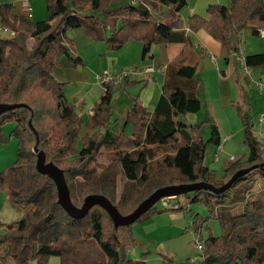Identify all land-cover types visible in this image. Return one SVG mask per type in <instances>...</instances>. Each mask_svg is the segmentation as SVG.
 <instances>
[{"label": "trees", "instance_id": "obj_1", "mask_svg": "<svg viewBox=\"0 0 264 264\" xmlns=\"http://www.w3.org/2000/svg\"><path fill=\"white\" fill-rule=\"evenodd\" d=\"M44 2L46 18L38 21L16 14L12 3H0V25L12 33L0 35V104L16 105L0 114V143L16 140L13 163L0 170V191L22 212L20 219L0 224V262L48 264L50 257H58L59 264H147L146 253L139 260L128 255L129 247L137 244L131 225L117 228L119 245L113 221L99 205L82 217L67 214L58 203L54 181L36 169L40 150L46 162L62 170L75 207L88 195H102L117 209V202L126 204L125 214L159 188L195 183L219 187L236 171L259 165L223 193L200 189L181 196L190 203L216 207L205 218L189 214L190 229L201 237L204 226L208 233L202 240L200 264H264V141L255 135L252 118L239 103L234 107L247 157L233 160L215 177L203 159L207 141L221 143L220 131L215 123H204L210 130L205 140L203 123L186 124L185 116L200 110V81L196 66L186 64L182 53L165 65L154 108L149 110L135 99L119 125L112 120L109 85L103 86L104 93L85 121L83 105L67 98L65 83L53 74L62 58L76 68L84 65L74 51V39L67 36L69 29H82L87 38L104 43L107 51L140 42L144 59L154 45L189 43V33L203 28L206 18L189 15L186 30L180 16L186 0ZM207 12L222 19L220 42L229 62L245 30L259 35L260 29L251 23H264V0H229L228 5H209ZM243 63L264 76V53L244 55ZM140 82L125 78L122 84ZM7 124L13 127L5 133ZM85 125L92 132L81 134ZM180 209L157 210L153 205L146 214ZM210 218L219 223L217 236L205 224Z\"/></svg>", "mask_w": 264, "mask_h": 264}, {"label": "crops", "instance_id": "obj_2", "mask_svg": "<svg viewBox=\"0 0 264 264\" xmlns=\"http://www.w3.org/2000/svg\"><path fill=\"white\" fill-rule=\"evenodd\" d=\"M11 1H16L18 4V9L14 11L16 14L26 15V11L21 5V0H9L8 3H12ZM218 1L220 2L221 0H186V5L184 6L185 9H188L186 15L198 13L197 10L203 8L202 15H204L207 20L206 25L196 32L189 33V43H167L154 45L151 49L149 57H145L144 59L141 58L140 61L134 59L130 62H120L119 59L115 58V52H121V49L129 42L126 43L121 49L111 53V56L108 58L110 62H108L103 57L99 59L97 56L100 53V56L105 54L103 51L105 50L104 45H101V43L98 42L95 43L91 39L87 38L84 35L82 29H73L71 34L74 35L75 39L80 40V43L77 46L81 47L82 49H88L86 52L91 58L92 62L86 63L84 68L81 69L74 67L71 62L68 61V59L62 58L60 60V65L58 67H54L53 74L58 81L65 83L64 92L70 101L75 102V104H82L84 107H87L89 111V118L93 103L96 102L105 91V88L96 80V76V81H91L92 76L99 73L100 68L106 65L109 66L110 71L114 72L115 70L125 67L135 69L137 73L133 78H129V81L142 80V82H145L143 83L145 84V88L137 93V97L141 104L145 105L149 110H152L160 96L161 84L163 81V70L165 65L177 54L182 53L186 64L196 66V77L200 81L198 88L200 109H202V105H205L206 112L209 116V121L215 123L220 132H226L225 128L231 129L232 132H239L241 123L239 124L236 114L234 115V112L231 109L232 107H230V101H235L232 99V97L233 95L236 96V92L231 88L230 79L228 78L230 75L227 76V73L229 74L231 72L232 74V64L237 63V61L235 57L229 62H226L224 59L225 52L220 42L222 31L221 17L217 13H208L204 11L205 7L209 3H217ZM28 2L31 6V19L37 21L46 17V7L44 5V1L28 0ZM184 7L181 10V16L183 14ZM14 8L16 7L13 6V10ZM182 24L187 30L186 22H182ZM251 24L258 27L259 29H264V23L262 22H252ZM243 37L244 35L242 36V40ZM97 44L100 45L97 47ZM135 48V46L132 47L133 50H135ZM257 53L259 52H253L251 54ZM79 55H81V52H79ZM244 55H247V53ZM222 64H224V70L221 68ZM86 67L88 68L87 72ZM147 68H152V71L145 72ZM104 69L106 68H103V70ZM207 74H211L215 85H218L216 96H213L208 92V85L206 86L207 80L205 78V75ZM259 74L260 72L258 71L257 75ZM134 85L135 84L131 85L121 83L116 87H111V92L115 91V93H122L125 96H130L127 88H133L135 90L136 88L139 89L141 83L136 86ZM118 88H121V91L118 92ZM130 100V104H128L126 107L130 108V105L135 99ZM198 112L196 114H198ZM204 126L206 127L207 125ZM225 135V137L228 139L232 137V134L230 133H226ZM229 163L230 162L228 159L225 160L223 163V169H225ZM158 220H164V222L158 225ZM153 224L155 225L153 226ZM141 227H144L146 231L150 232L143 234L141 232ZM182 228L183 227L178 224V219L174 217V213H170L153 217L139 225L135 224L133 226L132 232L137 245H144V241L147 240L148 244H153L157 247L163 246L168 251H185L188 247H193V244L195 245L197 235L192 234L189 236V234L186 233ZM132 257L134 260L138 258L133 255ZM0 264L14 263L0 262Z\"/></svg>", "mask_w": 264, "mask_h": 264}, {"label": "rangeland", "instance_id": "obj_3", "mask_svg": "<svg viewBox=\"0 0 264 264\" xmlns=\"http://www.w3.org/2000/svg\"><path fill=\"white\" fill-rule=\"evenodd\" d=\"M8 1L9 0H0V3L1 2H7L8 3ZM41 1H44V0H41ZM214 1H216V0H214ZM11 2L13 4V6L16 7V8H14V11L17 10L18 9L17 2L16 1H11ZM215 4L228 5L229 0H221L220 2L218 1L217 3H215V2L209 3L205 7L204 11L207 12V7L209 5H215ZM187 10L188 9L187 8L185 9V7H184V11H183L182 16H181V12H180L181 21L183 23L186 22V20L189 16V15H186ZM197 12L198 13H194V14L204 16V15H202L203 14V8L197 10ZM72 30L73 29H69L67 31V36H68V38L74 39L73 48H74L75 53L77 55H79V52H81V55H79V56L84 61V65L81 67V69H83L85 64L92 62V60L86 52L88 50L87 48L82 49L81 47L77 46L80 43V40L74 38V35L71 34ZM243 35H244V37H243L242 42L239 44L237 43V46L238 47H241V45L244 46V51H243L244 54L245 53L251 54L253 52L264 53V38H262L261 36H258V35L257 36L253 35L251 33L250 29L245 30ZM98 43H101V42H98ZM102 44L104 45V43H101V45ZM98 45H100V44H97L96 46L98 47ZM133 46L136 47L135 50L132 49ZM104 48H105V46H104ZM141 49H142V44L140 42H137V41L129 42L128 44H126L121 49V52H115L117 50L114 51L116 53L115 58L119 59L120 62H130L131 60H134V59L140 61L142 58ZM242 50H243V47H242ZM103 51L105 52V54H102L100 56V54H101L100 53L97 57L99 59H101V57H103L108 62H110V60L108 58H109V56H111V53H113V51H107L106 49ZM232 58H234V57H231V59ZM235 59H236L237 63L232 64V69H233L232 74H231V72L229 74L227 73V76L230 75V77H228V78L230 79L231 88L234 89V91L236 92V96L233 95V97H232V99H234L235 101H230V105H231L230 107H232L231 109L233 110L234 115L236 114V117L238 118V121L240 124V119H239V117L236 113L235 107H234L235 103H239L244 108V110L247 112L248 116H250L251 118H254L260 114L264 115V92H262L258 88H256L245 77V72H244V67L242 66L243 63H242L241 57H237ZM102 63H104V62H102ZM102 63H101V65H102ZM223 63H224V61H223ZM103 68H106L104 70L110 71L109 66L106 65L104 67H101L100 72L97 73L96 75H99L103 71ZM128 68L129 67L121 68L119 70H115V72H119L121 70H125ZM221 68L224 70V64H222ZM87 71H88V68L86 67V72ZM110 72H114V71H110ZM251 72H252L251 76L254 77L257 75L258 71L251 70ZM96 75L92 76L91 81L95 80ZM219 76H220V74H219ZM133 77L134 76H131L130 78H133ZM205 78L207 80L206 86L208 85V92L211 95L216 96L218 85L217 86L215 85L213 78H212V75L207 74V75H205ZM140 83H141V85H140L139 89L136 88V90H135L133 88H131V89L127 88L128 93H130V96L129 95L125 96L122 93H115V91L112 92L113 93V95H112V120H116L117 121L116 123L118 125L122 124L125 113L129 109V107H126V106H128V104H130L129 100L130 99H136L138 102H140L138 97H137V95H138L137 93L145 88V86L143 84L145 82H140ZM140 83H137L134 86H136ZM117 91L118 92L121 91V88H118ZM82 112H84L83 118H85V121H88L89 120V118H88L89 111H88L87 107L82 106ZM185 121H186V124H188V125H190V124L195 125V124H202V123L204 125V123L208 122L209 116L206 112L205 105L204 106L202 105V109L199 110L198 114L186 115ZM205 125H207V124H205ZM12 127H13V124L5 125L4 126V132L8 133ZM112 130L116 131L115 129H113V126H112ZM130 130H131V127L127 126L126 131L128 132ZM225 130H226V132L224 131V133L220 132L223 150H222V153L219 154L217 160H215V155L217 152V145H215L214 143L208 142V141L206 142V145H205L203 163L205 165H207V167L214 172L215 177H219L222 175V173L224 171L223 163L225 162V160H227V159L229 160L230 156H233L234 160L240 159V158L245 159L247 157V153H248V149L243 143L242 125L240 126L239 132H232V130L229 128H225ZM253 130H254L257 138L260 139L261 141H264V125L261 127H257V125L255 123L253 126ZM202 131H203V133H202L203 138L205 140H207L209 137V133H210L209 127L208 126L204 127L202 129ZM87 132L90 133L92 131L88 126L85 125L83 127V129L81 130V134H85ZM226 133L232 134L231 135L232 137L230 139L226 138L225 137ZM15 150H16V140L15 139H11L6 144L0 143V170L4 169L5 167H7L11 163H13V161L15 159V154H16ZM98 161H102L101 157H98ZM229 162H232V161L229 160ZM122 186H123V181H120L119 186H118L119 192L122 190ZM226 195H227L226 199L228 201L229 197L231 195V190L228 191L226 193ZM166 202L168 205L167 207H163L160 200L154 204V207L157 210H164L166 208L176 209L177 207L180 206L181 209L180 210L163 211V212H159V213H156L153 215L148 214V213L146 214V212H145L144 213L145 215L144 214L141 215L133 224H131V227H132L131 230L133 231V226L135 224L139 225V224H141V223H143V222H145V221H147L153 217L164 215V214L174 213V217H176L178 219V224L181 227H183L182 229L186 233H188L189 236H191L192 234L196 235V233L190 229L193 225V218L190 217L189 214H192V213L195 214L196 213L199 216L205 218V217L209 216V209H212V208L214 210L216 209V207H214L213 205L207 206L205 204L190 203L184 196H181V195L178 197L167 198ZM120 203L121 202H117L118 210L122 214H125V212L127 210V206H126V204L122 205ZM232 211L237 212V213L239 212L237 209V206H233ZM21 216H22V212L16 208L12 207L6 198V193L3 191H0V224L5 225V224L10 223L12 221H16V220L20 219ZM163 222H164V220H158L157 223H158V225H160ZM205 224H207L208 229L210 230V232L213 235L217 236L220 234V226H219V223L217 220L210 218ZM2 225H0V227H2ZM154 225L155 224H153V226ZM153 226H151V227H153ZM141 232L143 234H146V233H149L150 231H146V229L144 227H141ZM207 234L208 233L204 229V226H203V230L201 231L202 240L205 238V236ZM156 235H157V233H156ZM183 250H184V248H183ZM127 251H128V255L130 258L134 259L132 257V255L135 257H138L136 260H139L143 253H146L145 261L147 264H200L201 260H202L201 254L197 250V248L195 247L194 244H193V247L192 246L188 247L185 251H168L163 246L157 247L153 244H148V241L146 240V241H144V245H137L136 244L135 246L129 247V249ZM48 264H59L58 257H50V259L48 260Z\"/></svg>", "mask_w": 264, "mask_h": 264}, {"label": "water", "instance_id": "obj_4", "mask_svg": "<svg viewBox=\"0 0 264 264\" xmlns=\"http://www.w3.org/2000/svg\"><path fill=\"white\" fill-rule=\"evenodd\" d=\"M16 105L0 104V114L10 110ZM36 169L39 173L46 174L50 177L56 186L58 203L61 207L72 217H82L88 213L89 209L94 205L102 207L110 216L113 221V234L118 244L120 240L117 236V228L119 226H129L133 224L141 215L147 212L157 201L162 198H171L185 193L193 192L196 190H208L214 194H220L231 187L233 182L249 172L250 170L257 168L259 165H253L244 169L236 171L230 179L219 187L212 186L207 183H195L178 186H166L157 189L147 198L141 201L137 207L128 214H121L118 209L104 196L102 195H88L84 198L80 207H75L70 200L69 190L64 178L62 170L55 166L52 162L45 161V155L42 151H36Z\"/></svg>", "mask_w": 264, "mask_h": 264}, {"label": "built area", "instance_id": "obj_5", "mask_svg": "<svg viewBox=\"0 0 264 264\" xmlns=\"http://www.w3.org/2000/svg\"><path fill=\"white\" fill-rule=\"evenodd\" d=\"M21 5H22L23 9L26 11V15L30 17L31 6H30L28 0H21ZM11 34H12L11 32L5 30L0 25V35L1 36L11 35ZM258 34L261 37H264V29H260ZM242 47L243 46L241 45V47H237L236 50L232 51L231 56L235 57V58L241 57L242 63H243L244 53H243ZM243 67H244L245 77L248 79V81L250 83H252L260 91L264 92V76L259 74V75L252 77L251 76V74L253 72V71L251 72L252 69L246 67L244 65V63H243ZM151 71H152V68H147L145 70V72H151ZM136 73H137V71L135 69H132V68L121 70L119 72H110L107 70H103L99 75H96V79H97L98 83H100L102 86L109 85L110 87H116V86L120 85L125 78H130L131 76H134ZM252 122H253V124L256 123L257 127L263 126L264 125V115L263 114L257 115L256 117H254L252 119ZM222 150H223V147H222V144L220 143L219 145H217V152L215 155V160L218 159V156H219V154L222 153ZM229 160L233 161L234 160L233 156H230ZM166 199H167V197L160 199V202H161L163 207L168 206ZM196 235H197V237H196V241H195V247L197 248V250L201 254L202 250L204 248L203 241L198 234H196Z\"/></svg>", "mask_w": 264, "mask_h": 264}]
</instances>
